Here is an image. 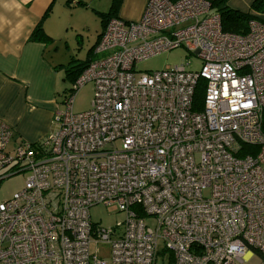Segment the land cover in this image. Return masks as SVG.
I'll return each mask as SVG.
<instances>
[{"label":"built area","instance_id":"built-area-1","mask_svg":"<svg viewBox=\"0 0 264 264\" xmlns=\"http://www.w3.org/2000/svg\"><path fill=\"white\" fill-rule=\"evenodd\" d=\"M180 46L199 71L134 70ZM94 54L55 132L13 142L0 119V180L28 173L0 201V264H264V23L239 35L207 0H147L139 20L109 19ZM87 82L90 108L74 112ZM99 203L124 220L92 223Z\"/></svg>","mask_w":264,"mask_h":264},{"label":"crops","instance_id":"crops-1","mask_svg":"<svg viewBox=\"0 0 264 264\" xmlns=\"http://www.w3.org/2000/svg\"><path fill=\"white\" fill-rule=\"evenodd\" d=\"M111 1L0 0V119L12 129L13 142L33 143L55 132L66 69L89 58L88 50L103 29L100 13L109 9ZM252 1L228 0L227 4L247 12ZM146 2L121 0L116 16L137 21ZM90 7L99 21V31L80 58L76 48H82L85 25L81 26V14L76 11ZM252 13L264 21V12ZM37 25L48 40L31 38Z\"/></svg>","mask_w":264,"mask_h":264},{"label":"rangeland","instance_id":"rangeland-1","mask_svg":"<svg viewBox=\"0 0 264 264\" xmlns=\"http://www.w3.org/2000/svg\"><path fill=\"white\" fill-rule=\"evenodd\" d=\"M87 6L90 5L87 4ZM82 7H85V5ZM76 12H80L81 14V26L85 25L83 30V42L81 44L82 48H80V50H77L76 48V53H78L79 55L78 57L82 58L87 48L90 47V45L93 43L92 41L95 39L96 31H99V21L94 15L91 7L88 11H85V9H80ZM63 41L64 40H62L61 43H63ZM79 51L81 52V54H79ZM180 64H184L188 70L199 71L201 67V60L196 55L189 53L184 47L180 46L165 52L158 53L145 60L137 62L134 66V70L138 73L152 72L156 70L172 68L175 65ZM71 88L72 82L69 78L66 77L60 90V99L58 100V107L60 108V110L65 109L64 99L67 94L71 92ZM92 97L93 83L87 82L78 90L73 92V111L82 112L89 109ZM6 169L7 168L0 170V174L5 173ZM27 176V172H19L0 180V201L10 199L14 193L21 190ZM89 215L92 223L99 224L101 226H114L117 222H122L125 218V214L122 211H119L117 205L115 204L104 205L102 203H99L92 205L89 208ZM146 223L150 227H154L153 218L150 217L149 219H147ZM160 245L161 243L159 242L158 246L160 247ZM103 257L107 262L110 263V259L107 255L106 249L103 253ZM261 262L262 258L258 254H253L248 260L242 263L236 262L235 264H261ZM156 264H168L167 253L158 254Z\"/></svg>","mask_w":264,"mask_h":264},{"label":"trees","instance_id":"trees-1","mask_svg":"<svg viewBox=\"0 0 264 264\" xmlns=\"http://www.w3.org/2000/svg\"><path fill=\"white\" fill-rule=\"evenodd\" d=\"M207 1H209L210 3L211 13H216L219 15L222 30L225 32L243 35L246 34L247 32V24L249 20L256 19L261 23H264V21H262L255 14L252 13V12L254 13L264 12V0H253L250 6V10L247 12H242L230 8L227 4L228 0H207ZM120 2L121 0H112L108 11L105 13H100L103 29L99 34L96 43L92 45V47H90L88 50L89 58L84 61L75 63L74 65L68 66V68L66 69V77L71 80L72 84L80 75V73L87 67L89 62L96 57L94 54V48L98 43L101 34L109 19L113 17H117L116 13ZM31 38L32 39L40 38L44 40L49 39V37L43 32L41 25L36 26V28L32 33ZM204 84H205L204 81L201 79H199V81L197 82L196 90H195V98L198 105L195 107V109H200V103L203 97ZM262 132H264V121H262ZM244 148L246 150H255V148L249 146H246Z\"/></svg>","mask_w":264,"mask_h":264}]
</instances>
